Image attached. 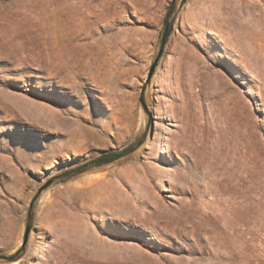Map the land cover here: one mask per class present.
Returning <instances> with one entry per match:
<instances>
[{
	"label": "rangeland",
	"instance_id": "rangeland-1",
	"mask_svg": "<svg viewBox=\"0 0 264 264\" xmlns=\"http://www.w3.org/2000/svg\"><path fill=\"white\" fill-rule=\"evenodd\" d=\"M170 2L0 0V264H264V0Z\"/></svg>",
	"mask_w": 264,
	"mask_h": 264
},
{
	"label": "trees",
	"instance_id": "trees-1",
	"mask_svg": "<svg viewBox=\"0 0 264 264\" xmlns=\"http://www.w3.org/2000/svg\"><path fill=\"white\" fill-rule=\"evenodd\" d=\"M179 0H171L167 11L165 13V17H164V25H163V30H162V34H161V48L163 49L166 45V43L168 42L169 37L171 36L172 32H173V26H174V22L176 20L177 17V4H178ZM187 0H180L179 3V8H181ZM136 145L131 144L128 145L120 150H111V151H107V152H103L100 155H98L97 157L91 159L90 161L78 166L75 169H72L70 171L67 172V175H74V174H79L82 173L88 169L94 168V167H99L105 164H109L112 163L114 161H116L117 159H120L126 155H128L129 153H131L132 151H134L136 149ZM17 254H13L10 256H1L0 258H6L10 261H13L14 259H16Z\"/></svg>",
	"mask_w": 264,
	"mask_h": 264
},
{
	"label": "bare ground",
	"instance_id": "bare-ground-1",
	"mask_svg": "<svg viewBox=\"0 0 264 264\" xmlns=\"http://www.w3.org/2000/svg\"><path fill=\"white\" fill-rule=\"evenodd\" d=\"M206 1H208V0H206ZM238 1L239 0H216V2H217L216 5H214L212 7V9L210 10V12L208 13L210 18L213 19L214 17L215 18L217 17V18H221L222 20H225V21L229 20V18H233V16H231V14L235 12V9H234V7H228L227 4H230L232 2L237 4ZM226 8H228V9H226ZM212 19H211V21H212ZM239 32L240 31H237V34ZM199 58H200L199 55H196V56H194V54L186 55L183 51H181V61H184L185 59H189L188 61H186L188 63V65H189V71L191 72L192 70H197L196 73L198 75H201V73L198 70H200L201 68H204L206 66L202 65V63L200 62ZM194 78H196L195 74H194ZM194 81H193V83H194ZM203 85H204V82H202V86ZM199 90H200L201 93L204 92V90L201 89V88ZM208 93L214 94V92H211V91H208ZM104 182H103V184H104ZM99 183H97V184H99ZM100 186H102V185H100ZM105 187L102 186V187H100L98 189L97 188L94 189L92 187L93 190H91V192H89L90 193L89 194V196H90L89 199L93 200L94 203H98L101 200H104L103 205H105V204L109 205V199H111V196H112L113 192H110V193L107 194V191H106ZM41 246H42L41 244L36 245V251H39Z\"/></svg>",
	"mask_w": 264,
	"mask_h": 264
},
{
	"label": "water",
	"instance_id": "water-1",
	"mask_svg": "<svg viewBox=\"0 0 264 264\" xmlns=\"http://www.w3.org/2000/svg\"><path fill=\"white\" fill-rule=\"evenodd\" d=\"M161 50H162V48H161ZM154 68H155V64H153V66H152V68L150 70V73H153L154 72Z\"/></svg>",
	"mask_w": 264,
	"mask_h": 264
}]
</instances>
